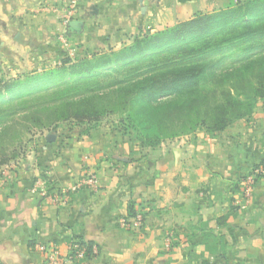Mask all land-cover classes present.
<instances>
[{"label":"crops","instance_id":"obj_1","mask_svg":"<svg viewBox=\"0 0 264 264\" xmlns=\"http://www.w3.org/2000/svg\"><path fill=\"white\" fill-rule=\"evenodd\" d=\"M228 1L82 0L64 27L61 0H0V83L107 53ZM50 136L34 137L0 172V264H47L39 246L69 259L81 242L98 247L88 264H264V178L236 204L242 179L264 163V99L224 131L153 149L104 125ZM88 174L95 189L70 190ZM38 179L67 204L33 193ZM130 204L145 214L140 229L120 225Z\"/></svg>","mask_w":264,"mask_h":264},{"label":"trees","instance_id":"obj_2","mask_svg":"<svg viewBox=\"0 0 264 264\" xmlns=\"http://www.w3.org/2000/svg\"><path fill=\"white\" fill-rule=\"evenodd\" d=\"M217 30L223 31L207 36ZM194 31L205 38L178 45ZM262 42L264 0H249L245 5L237 1L211 14H194L163 32L136 37L113 61L127 62L115 72L116 78L124 79L104 87L94 85L81 93L68 88L24 93L37 79L90 57L66 58L43 74L1 82L0 170L15 159L25 135L38 129L55 130L57 124L74 120L100 121L126 114L128 125L120 134L143 149L195 132L224 131L250 117L264 99V51L247 53ZM229 49L244 52L233 59L225 54L215 57ZM151 51L155 53L144 56ZM95 55L102 61L106 54ZM7 94L12 97L6 99ZM136 123L149 134L142 135ZM137 212L130 204L127 218ZM79 244L91 253V244Z\"/></svg>","mask_w":264,"mask_h":264},{"label":"rangeland","instance_id":"obj_3","mask_svg":"<svg viewBox=\"0 0 264 264\" xmlns=\"http://www.w3.org/2000/svg\"><path fill=\"white\" fill-rule=\"evenodd\" d=\"M237 1H240L241 5H245L249 0H229L223 6H220L218 8H215L214 10H210V11H207L204 13H210L211 14V13H213L219 9H222V8H225L228 6H235ZM185 21H187V20H185ZM180 22H183V21H180ZM180 22H178V23H180ZM176 25L171 26V27H167V28L162 29V30H159V32H163L167 29L173 28ZM222 31L223 30H217V31L208 33L207 36H214L215 34L222 32ZM156 32H158V31H156ZM203 38H205V34L196 35V32L194 31L191 34V36H189L187 39L180 42L178 45H180V44H193V43L195 44L197 41H199ZM130 44H132V42H130L129 44H125L124 46H122L118 49L110 50L109 52L105 53L106 55L103 57L102 61H97L98 58L96 57L97 55H95V56L90 57V58H88L85 61H82L80 63L78 62L76 64H69L65 67V69L63 71H58V72L52 71L49 74H47V76L41 77L40 79H37L34 83L31 84V86L33 88L26 90L24 93L25 94L26 93L32 94V93L38 92V91H47L50 89L54 90V89H61V88L62 89L68 88L73 92L76 91V92L81 93L84 90L92 88L94 85H100L99 87H104V86L108 85L109 83H114L117 80H123L124 78H120L121 76L116 78L115 72L117 70H120V68H122V66L124 64H127V62L126 63L125 62L124 63H118V62H113V61H114L115 55L117 53H119L120 50L123 49L125 46H128ZM165 50H167V49H165ZM235 51L236 50H233V49H229L227 52L222 51V52L217 53L215 57H219L220 54H225V56H228L230 59H233L235 57V54H238V56H241V55H243V52H244L241 50H239L238 52H235ZM263 51H264V42L257 43V46L248 50L247 53L248 54H257V53H260ZM152 53H155V51L147 52L146 54H144V56L150 55ZM103 64H106V65H103ZM71 65H73V66H71ZM42 72H44V71H42ZM42 72H40V73H36V72L33 73L32 72V74H29V75L36 76V75L43 74ZM109 76H112V78L111 79H105ZM18 77H20V76H18ZM6 81H9V80L7 79ZM18 92H20V91H18ZM11 97H12V95H9V94H7L5 96L6 99H10ZM126 119H127L126 114H124V115L113 114V115H109L107 117H104L100 121L88 122L85 120L84 122H81L79 120H74V121H69V122H65V123H59L56 125L57 128H54L55 130H52V129L33 130L32 133L24 136L22 147L18 150L17 154L15 155V159L12 161L11 164L18 162L20 159H22L25 156V153H26L28 147L33 146L34 137H36L38 135L48 134V135L53 136V135L57 134L58 130H60V129L69 130V131L73 130V129H80V131L88 132V131L95 129V126L97 127L98 125L106 126L109 129V132L111 131V132L120 133L128 125V121ZM136 125L138 126L139 132L142 135H144L145 133L149 134V132H144L142 130V127L140 128L138 123H136ZM195 133L197 134V132H195ZM195 133H191V134H195ZM136 144L139 148L142 147L138 142H136ZM142 149H143V147H142ZM145 149H149V148H145ZM11 164H9L7 166H3L0 170V172L3 171L4 169H6L7 167H9Z\"/></svg>","mask_w":264,"mask_h":264},{"label":"built area","instance_id":"obj_4","mask_svg":"<svg viewBox=\"0 0 264 264\" xmlns=\"http://www.w3.org/2000/svg\"><path fill=\"white\" fill-rule=\"evenodd\" d=\"M82 0H61V7L59 10L62 13V23L64 27H67L72 19L76 16L79 4ZM59 41L66 42L65 32L59 35ZM70 57H74L73 53H70ZM264 178V163L258 165L252 169V171L242 179L241 181V198L240 202L236 204L243 207L251 199L255 187L259 180ZM98 185L97 177L93 174H88L83 178H80L74 186L70 189L73 192H79L82 189L90 187L95 189ZM33 193H37L41 196L50 198V200L57 205L67 204V198L61 194H49L46 190L45 183L38 179L32 189ZM145 222V214L143 211H138L137 215L133 218H124L120 220V225L132 230H137L143 227ZM169 243V242H168ZM39 251L47 255V264H88V260L98 254V247L91 246V253L88 254L86 246H82L78 243H73L70 247L69 259L61 260L58 258L55 252L49 250L46 246H39ZM51 251V252H50Z\"/></svg>","mask_w":264,"mask_h":264},{"label":"water","instance_id":"obj_5","mask_svg":"<svg viewBox=\"0 0 264 264\" xmlns=\"http://www.w3.org/2000/svg\"><path fill=\"white\" fill-rule=\"evenodd\" d=\"M70 26H71V25H70ZM53 139H55V137H54V136H50L48 140L51 141V140H53Z\"/></svg>","mask_w":264,"mask_h":264}]
</instances>
